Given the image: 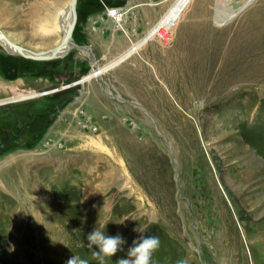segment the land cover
I'll return each instance as SVG.
<instances>
[{
    "label": "rangeland",
    "instance_id": "rangeland-1",
    "mask_svg": "<svg viewBox=\"0 0 264 264\" xmlns=\"http://www.w3.org/2000/svg\"><path fill=\"white\" fill-rule=\"evenodd\" d=\"M174 1H108L107 14L123 13L122 30L102 0H77L76 24L99 5L94 13L115 27L100 46L118 49L73 82L59 70L49 83L35 73L60 57L0 46V264H67L73 255L101 264L86 236L106 219V233L127 244L104 264L125 255L138 224L160 239L151 264H264V0H213L223 16L198 39L211 40L212 71L174 55V33L165 45L156 34L169 29L162 20ZM67 2L0 0V31L30 50L53 48L59 35L41 27L60 21ZM83 78L113 106L105 125L75 99L91 86Z\"/></svg>",
    "mask_w": 264,
    "mask_h": 264
},
{
    "label": "bare ground",
    "instance_id": "bare-ground-1",
    "mask_svg": "<svg viewBox=\"0 0 264 264\" xmlns=\"http://www.w3.org/2000/svg\"><path fill=\"white\" fill-rule=\"evenodd\" d=\"M177 1L182 2L183 0L174 1L172 3V5L169 7V8H174V10L173 9L169 10V8H168L167 11L164 13L163 17L165 16L164 18H166V19L162 20V22H163V24L170 23V26H169V29L166 27H163L164 31H162L159 35L164 37V39L166 37H168L166 35L167 29L169 31V37H170L171 33H174L175 34V44H177L173 48V51L176 53L174 55H178L181 57H185L187 55H190L191 57L189 60L196 61L198 63V65H197L198 68L205 66L207 68L206 71H210V70L212 71L213 62L215 63L216 60H215V57L211 56V58H210L209 54H207V52H208L207 48L210 47V45L212 44L211 40L209 38H207L204 41L199 42L198 39L200 37V34H202V32L204 30V25H205L206 21L211 17L220 18L223 16V13H219L218 14L219 16H217L211 12L210 6L212 4H214L213 0H198V2L195 0L192 2H188L187 0H184L185 4L187 5V9L182 10V11L180 9L179 10L177 9V7H179V5L177 4ZM70 3H71V0H68L66 5L61 9L60 21L55 22L50 27L41 25L42 26L41 27L42 33L44 35H46V36L59 35L58 41L56 42V45L53 48L60 45L61 41L63 40V38L65 37V35L68 31L70 23L73 21V13H72V10L70 8ZM133 7L134 6H132L130 8H133ZM113 10H115V9H108V14L110 16L112 15V17L114 18L118 28L123 30V28L121 26V20L123 18L122 17L123 13H120V12L116 13V12H113ZM178 16L181 17V20L187 18V22L186 23H177V17ZM221 25H223V23ZM160 28H162V27H160ZM195 28H197V29L195 30ZM194 31H195V34L197 36V42H198V43H196V46L194 45V42H193ZM0 33L3 34V37L0 36V46H2V48L5 51H8L11 54L21 55L22 57H25V58H36V59L38 58L39 59L42 57H48L50 55V51L53 49V48H49L47 50H45V49H31L30 50V49L22 47V48H24L23 50L25 52H23V54H20L14 47H12L10 44H8L6 42L5 39L9 40L10 38L8 39V37H6L3 32L0 31ZM174 34H173V36H174ZM9 41L12 42L14 45H17L11 39ZM135 42L131 43V45H130L131 51H135L137 55H140L139 54L140 53V49H139L140 46L137 44V42L135 45ZM165 42L166 41H163L164 45L167 44V42L166 43ZM178 44H180V45H178ZM17 46H19V45H17ZM19 47H21V46H19ZM67 51H68V49L66 47H62L61 49H59L57 51L56 55H57V57L63 56L67 53ZM222 53H223L222 51L217 52V49L215 50V54L219 55ZM127 54H130L129 50L127 51ZM108 94H109V92H108Z\"/></svg>",
    "mask_w": 264,
    "mask_h": 264
},
{
    "label": "crops",
    "instance_id": "crops-1",
    "mask_svg": "<svg viewBox=\"0 0 264 264\" xmlns=\"http://www.w3.org/2000/svg\"><path fill=\"white\" fill-rule=\"evenodd\" d=\"M103 5L105 4L103 3ZM81 8L82 7L80 5L79 10H82ZM94 8L95 10L92 11L93 13L91 12L89 13V16L88 18H86V21L85 20L77 21V24L75 25V28L72 33V40H71L74 46L66 53V55L63 58H61L62 64L61 63L43 64L40 66L39 69L35 71V73L41 72V74H39L40 76L38 75L40 77L39 78L40 80L43 77L44 81L49 83V80L54 79V76L56 75L55 71L57 72V70L59 69H62L63 79L69 75L70 77H75L72 80V82L75 81L77 78L81 79L82 77H85V75L88 74L92 69H96L97 67H99L98 66L100 64L99 59L102 58L101 56H103L104 53L108 54L110 52L117 51L118 48L117 45L115 44H114L115 45L114 47L116 49L115 51H113L112 47H109L111 46L109 43L104 47V50L100 46V42L103 41V38H101V36L103 37L104 35H111L112 32L115 33L114 30L115 27L114 24H112L111 22L100 21L101 18L100 14H102L103 12L94 13L95 11H98V9L101 10L99 5H96ZM105 14H107L106 5H105ZM106 41H108V39H106ZM84 50H89L90 55L88 57H90V59L82 58V55L85 54ZM253 52L254 54H256V51ZM124 53L125 51L114 59L115 60L119 59L120 56H122ZM92 60H94L95 63H93ZM42 61H49V60H42ZM1 65L2 64L0 63V66ZM34 65L37 66V64ZM0 77H1V69H0ZM79 82L80 84L81 82L82 83L90 82L91 84L90 80L85 81L84 78L81 81L79 80ZM93 87H94L93 84H91L90 88L81 87L78 90L75 99H78L80 103L81 102L83 103L87 111V114L89 116H93L96 120L98 119L99 124L105 125L108 122V120L111 119V116L114 117V113L110 112L113 106L108 105V103L106 102L100 101L99 95H97L95 90H93ZM64 94L60 98L62 99L63 98L68 99L69 97L73 98L74 95V93H69L70 95L66 94L65 96ZM109 104L111 103L109 102ZM101 113L102 115H107L106 118H101L100 116Z\"/></svg>",
    "mask_w": 264,
    "mask_h": 264
},
{
    "label": "clouds",
    "instance_id": "clouds-1",
    "mask_svg": "<svg viewBox=\"0 0 264 264\" xmlns=\"http://www.w3.org/2000/svg\"><path fill=\"white\" fill-rule=\"evenodd\" d=\"M106 219L95 226L87 233V246L93 250V254L104 264L106 258H113L118 252L124 250L127 240L121 234L108 235L106 233ZM147 226L138 224L133 231L138 235L127 247L124 256L118 257L114 264H151L153 253L160 245V239L157 235H149L146 232ZM67 264H88L86 259H80L73 255L68 259Z\"/></svg>",
    "mask_w": 264,
    "mask_h": 264
},
{
    "label": "water",
    "instance_id": "water-1",
    "mask_svg": "<svg viewBox=\"0 0 264 264\" xmlns=\"http://www.w3.org/2000/svg\"><path fill=\"white\" fill-rule=\"evenodd\" d=\"M76 3H77V0H71V3H70V8L72 10V13H73V21L70 23V26L68 28V31L65 35V37L63 38V40L61 41L60 45L53 48L51 51H50V55L48 57H42V58H30V59H34V60H51V59H55L57 57V51L59 49H61L62 47H66L68 49V51L74 46L73 43L71 42L72 40V33H73V30L75 28V25H76V19H77V14H76ZM0 36L3 37V34L0 33ZM6 42L8 44H10L12 47H14L20 54H23V52H25L22 48V47H19L17 45H14L12 42H10L9 40L5 39ZM67 51V52H68ZM66 55V54H65ZM65 55L63 56H60V58H63Z\"/></svg>",
    "mask_w": 264,
    "mask_h": 264
},
{
    "label": "flooded vegetation",
    "instance_id": "flooded-vegetation-1",
    "mask_svg": "<svg viewBox=\"0 0 264 264\" xmlns=\"http://www.w3.org/2000/svg\"><path fill=\"white\" fill-rule=\"evenodd\" d=\"M59 66H60V64H59ZM59 72H62V69H59ZM57 92H60V91H57ZM37 93V92H36ZM35 93V95H31L29 98H37L38 97V95ZM39 94V93H38ZM61 94V93H60ZM24 100H26V99H24ZM54 109V110H53ZM53 109H52V113L55 111V109H57V106H54L53 107ZM6 132H5V130L2 132V134L1 135H6L5 134Z\"/></svg>",
    "mask_w": 264,
    "mask_h": 264
},
{
    "label": "built area",
    "instance_id": "built-area-1",
    "mask_svg": "<svg viewBox=\"0 0 264 264\" xmlns=\"http://www.w3.org/2000/svg\"><path fill=\"white\" fill-rule=\"evenodd\" d=\"M113 12H116V13H117V12H119V11H118V9H115V10H113ZM110 14H111V13H110ZM111 16H112V15H111ZM161 29H164V28H159V29L156 31V34H157L158 36H160V35H159V30H161ZM166 32H167L166 34L169 33L168 29L166 30ZM160 39H161L162 41H165V40L167 39V37L164 39L163 37L160 36ZM54 90H55V89H54Z\"/></svg>",
    "mask_w": 264,
    "mask_h": 264
},
{
    "label": "trees",
    "instance_id": "trees-1",
    "mask_svg": "<svg viewBox=\"0 0 264 264\" xmlns=\"http://www.w3.org/2000/svg\"><path fill=\"white\" fill-rule=\"evenodd\" d=\"M111 1V0H102V2L106 5L107 3H109V2ZM109 4H111V3H109Z\"/></svg>",
    "mask_w": 264,
    "mask_h": 264
}]
</instances>
